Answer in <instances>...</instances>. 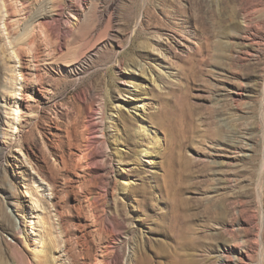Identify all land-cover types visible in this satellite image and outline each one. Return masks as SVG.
<instances>
[{
  "label": "rangeland",
  "instance_id": "1",
  "mask_svg": "<svg viewBox=\"0 0 264 264\" xmlns=\"http://www.w3.org/2000/svg\"><path fill=\"white\" fill-rule=\"evenodd\" d=\"M262 164L264 0H0V264H264Z\"/></svg>",
  "mask_w": 264,
  "mask_h": 264
},
{
  "label": "bare ground",
  "instance_id": "2",
  "mask_svg": "<svg viewBox=\"0 0 264 264\" xmlns=\"http://www.w3.org/2000/svg\"><path fill=\"white\" fill-rule=\"evenodd\" d=\"M75 17L78 20V15H75ZM41 19L45 23V26H46L49 34L55 35L56 34V30L53 27L54 17L52 15L51 16H48V15L44 16L43 15L41 17ZM57 39L59 40L58 42L61 45V43H62V36L57 37ZM31 44H33V42ZM153 46L154 47L151 48V50H150V54L157 52L158 54L161 55L162 58L163 57H167L168 58V56H166L165 54L163 55V53L161 52V49L159 47H156V49H155V45H153ZM30 55H31V58L34 60L35 59V55H34L33 47H30ZM152 58H154V62H155V55L152 54ZM33 62H35V61H33ZM120 62L121 61L119 60V63ZM126 70L129 71L128 74H129V77L131 79H132V77H135V73H136V71H138L139 72V78H142L144 82H147L148 81L149 83H152L153 85H155L156 79H155V75L154 74L155 73H158L157 70H156V68H153V67L149 66L148 64L143 63L141 60H134V61H132L130 63V68H127ZM153 72H154V74H153ZM133 89L137 91V90H141L142 88L140 86L134 85L133 86ZM139 95L140 94H138L137 92H134V95L133 96H135L136 98H138ZM138 103L139 104H136V105L131 106V109L132 110H135L137 112L144 111L145 110V103L144 102H138ZM122 107H125V106L122 105V106H118L117 108L118 109H121ZM97 109L99 110V108H97ZM95 111H97V110H95ZM98 113L101 115L102 109H100L98 111ZM94 115H95V113H94ZM108 120H111V117H109ZM101 122H102V120H100V122L98 121V123L95 122V121H90L89 122V126L93 130V136L91 138V142L93 143V142L97 141V142L100 143V145L102 146V150H103V153L101 154V158L102 159H106V158L109 157V155H108L109 146L106 144V141H105L104 130L108 131V129H109L110 126L106 127L103 130L102 127L100 128V125H99V123H101ZM142 128L141 129L146 132V136L149 138V140H151V149H155L157 147V145H158V135H157V133L154 132L148 126L145 127V126L142 125ZM98 130H100L99 133H98ZM85 146L87 147L88 145H85ZM151 149L149 148V150H147V149L146 150H144V149L141 150V152L139 153L140 156H144V157H146V159H148V161H151V159H152ZM92 156H94L93 158L95 159L99 155H95L94 154ZM263 169H264V165H263ZM127 185L128 184H125L123 182L121 184V191H122L121 193H124L125 196H127V195L129 196L128 190H127ZM104 188H105V186H104ZM261 241H262L261 238L260 237H257V243L260 244L261 251H263L264 250V242H261ZM128 261H130V260H128ZM108 264H117V258H115V260L112 261V262L110 261Z\"/></svg>",
  "mask_w": 264,
  "mask_h": 264
}]
</instances>
